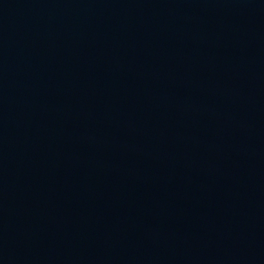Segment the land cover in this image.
<instances>
[{
    "label": "water",
    "instance_id": "95a60500",
    "mask_svg": "<svg viewBox=\"0 0 264 264\" xmlns=\"http://www.w3.org/2000/svg\"><path fill=\"white\" fill-rule=\"evenodd\" d=\"M0 264H264V0H0Z\"/></svg>",
    "mask_w": 264,
    "mask_h": 264
}]
</instances>
